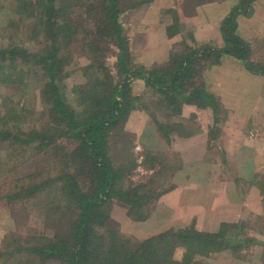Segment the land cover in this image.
Wrapping results in <instances>:
<instances>
[{
    "label": "trees",
    "instance_id": "16d2710c",
    "mask_svg": "<svg viewBox=\"0 0 264 264\" xmlns=\"http://www.w3.org/2000/svg\"><path fill=\"white\" fill-rule=\"evenodd\" d=\"M152 1L12 0L9 7H0L13 24L11 29L17 23L32 22L28 39L38 46L28 50L10 37L8 47L0 49V85L13 89V94L31 97L27 88L29 80H35L45 107L44 126L26 129L21 123L25 107H9L10 97L0 93V107L4 109L0 114V149L9 150V155L17 148L22 153L30 147L37 152L50 150L60 163L54 176L27 173L15 179L12 192L0 194V201L6 200L11 210L18 207L22 212L31 204L35 210L31 215L36 214L41 224L36 233L5 234L0 243V264H211L207 259L212 255L236 249L232 241L239 237L242 242L250 240L243 235L242 220L223 222L217 232L186 226L137 239L122 234L111 216L110 205L115 202L131 220H145L157 199L176 187L172 179L181 168L147 148L139 163L132 150L133 137L118 133L125 129L135 109L149 115L167 144L171 132L181 131L174 123L162 122L148 107L146 90L132 95L131 80L143 79L153 92L151 102L161 107L163 119H170L186 103L223 111L206 92L203 78L204 71L222 55L238 57L256 71L248 60V45L235 33L237 16L251 14L254 0H239L223 20L220 29L225 44L221 48L208 44L191 47L187 43L193 35L183 34L184 25L176 9L179 0H174L173 7L164 10L161 17L170 16L165 28L169 37L184 35L179 48L171 50L165 63L150 67L137 63L125 18ZM207 1L188 0L192 6L186 10H192L186 12L190 15ZM75 49L88 62L79 66L85 82L73 86L68 98L62 93L61 82ZM110 57L119 77L108 66ZM113 133L126 142L124 158L118 165L110 153ZM138 166L152 173L135 183L131 176ZM256 176L250 185L264 195V176L260 174L259 181ZM260 260L264 264V249Z\"/></svg>",
    "mask_w": 264,
    "mask_h": 264
},
{
    "label": "crops",
    "instance_id": "0c3cea01",
    "mask_svg": "<svg viewBox=\"0 0 264 264\" xmlns=\"http://www.w3.org/2000/svg\"><path fill=\"white\" fill-rule=\"evenodd\" d=\"M167 2L173 0L163 1L165 7ZM238 3L239 0H216L197 5V11L200 8L202 11L224 10L216 18H200V22L194 24L190 22L194 19L188 16V22L193 24V38L187 39V43L191 47L203 44L223 47L221 22ZM143 22L146 21L142 20L141 24ZM236 22L235 33L248 45V60L256 71L248 69L240 58L228 54L204 71V88L223 110L220 121L218 112L211 107L187 103L182 105L178 115L163 119L161 107L151 102L153 92L145 81L131 80L132 95H141L146 90L148 107L162 122L174 123L181 130L171 132L167 144L149 115L140 109L131 111L125 123V130L136 137L138 149L170 155L176 158L177 166L181 165L172 179L176 187L157 199L152 213L143 221L129 219L139 239L186 226L217 232L223 222H238L250 212L264 213L261 207L264 195L250 185L255 174L256 180H260L259 169L264 167V65L255 63L259 57L264 59V53H260L264 52V0H254L251 14H239ZM166 26L157 22L149 24L143 32L131 33L129 43L135 48L132 51L139 63L150 67L169 59L173 43L181 41L185 33L169 37ZM138 168L141 170L140 166ZM146 172L150 175L152 170ZM14 224L11 216L0 221V243Z\"/></svg>",
    "mask_w": 264,
    "mask_h": 264
},
{
    "label": "rangeland",
    "instance_id": "374dc122",
    "mask_svg": "<svg viewBox=\"0 0 264 264\" xmlns=\"http://www.w3.org/2000/svg\"><path fill=\"white\" fill-rule=\"evenodd\" d=\"M11 1L12 0H0V7L1 6L9 7ZM163 1L165 0H153L151 4L149 3L150 4L149 7H147V5H144L147 8L144 7L140 11H137L136 14H131L130 16H127L128 18L127 17L125 18L126 29L128 30V37H131V33L133 31H138V32L145 31L146 27L149 24L155 25L157 22H160L164 25H167L170 23V19H169L170 16L168 14H164L163 17L161 16L164 10H166L169 7H173L174 0L173 2H167L166 7ZM210 1H216V0H209L207 2ZM188 6L189 7L192 6L191 4L188 5V0H179L178 8H176L179 14L180 21L181 20L187 21L186 23H183L185 28L184 31L185 34H187L188 32L192 33L193 30L192 25L195 22L199 23L200 18L205 17L206 19L210 20L216 18V16L221 15L224 10L223 8H220L218 9V11H216L215 8H211V9L209 8L208 11H202L203 8H200L201 10L197 11V9L195 10L194 8L193 12L189 15V12H191L192 9L189 10L187 9L189 11L187 13L186 8ZM188 16L194 19L190 21L193 24L188 22ZM142 20H145L146 22H143L141 24ZM8 21L9 19H7L0 10V49L4 47H8L9 42H11L10 37H12L13 40L12 42L16 43V45L23 46L28 50L38 47L35 43H31L28 39V33L31 30L30 25L32 24V22L30 21H25L24 23L20 22L16 24L15 29H11L10 27H12L13 24H11L10 21L9 22ZM179 43L180 41L174 42L173 44L175 45L171 47V50L173 48L178 49ZM260 53H264V52H260ZM169 55H171V52L169 53ZM87 62H88L87 57L84 54L80 53L78 49H75L72 61L70 62V64H68L65 67V72H67V76L61 82L63 85L62 93L64 95H67L68 98H71L72 96L70 94V91L73 86L85 82L82 73L79 70V66L85 65ZM136 62L139 63L138 61ZM107 63L109 68L113 71V74L115 73L116 77H119L117 76L118 69L115 67L114 59L110 57ZM255 63L256 65L257 64L264 65V59L262 58L260 59L259 57L255 61ZM29 81H30V85L27 88L28 89L27 91L30 92L31 97H29V95H26L27 97H29L26 98V101H25L26 96L13 94L14 93L13 89L3 87L2 85H0V93H3V95L6 97H10L7 103L9 107L13 109H19L22 106L25 107L24 110L25 116L24 119L21 121V123L26 129L29 127L33 128L34 125H36L35 126L36 128H41L42 126H44V122H45V118L42 116L45 107L41 102L38 82H36L35 80H29ZM1 99L2 97H0V101H2ZM17 102H18V106L16 105ZM3 111L4 109L0 107V114ZM217 116H219L218 120L220 121L223 118L224 114L218 112ZM122 132L130 133L125 129L122 131H118V133H122ZM130 135L131 137H133V142H134L132 143L133 154L135 155V157H137V161L140 163V159H142L143 156L142 154L144 150L143 148L138 149V147H136L137 146L135 143L136 137L132 133H130ZM111 137L112 138L110 144L111 145L110 153L114 163L118 165V163H120V161L124 158L123 150L126 147V142H124L123 137L115 136L114 133L112 134ZM8 153L9 150L0 149V194L12 192L11 187L15 179L18 177H22L27 173L39 172L47 176H54L60 164L58 162L59 158L56 157L55 153L50 150L37 152L35 150V147L33 148L30 147V148H26L23 153L21 150H18V148L15 152L11 153V155H9ZM165 156L167 157L168 161L174 162L175 160V162H177L176 158H171L170 155H165ZM165 156L163 157L165 158ZM13 167L15 170H12ZM138 167L135 169L133 175L131 176V180L135 183L144 181L149 176V174L146 172V170L143 167L140 166L141 170ZM259 171L260 174L264 176V167H261ZM5 201L4 200L0 201V221L3 222L5 218L8 219L9 216H11L13 222L15 223L13 230L7 231V233L16 232L17 234L20 233L24 235L29 233H36L41 230L39 217L36 214L35 216L31 215L33 211H35L34 207L31 206V204L29 205V207H27V210L21 212L19 211L18 207H15L14 210L9 209L6 206ZM261 207L264 208V205H262ZM110 210H111L110 211L111 216L119 223V231L124 235L127 236L131 235L134 238L139 239V237H137L136 235L137 233L133 231V225L132 223H130L129 220L130 218H128L125 215L126 210L122 206L116 204L115 202L111 203ZM6 214L7 217H5ZM242 221L244 225V230H242L244 232L243 235L244 237H248V239L250 240H246L245 242L244 241L242 242V238L239 237V240L236 239L232 241V246H235L236 249L229 248L226 249L225 251L216 253L211 257H209L207 261H209L211 264H261L260 256L261 253H263V249H264V213L263 215L260 214L258 215V212H253V213L250 212V215L245 214V217ZM52 233L53 232H51V234ZM249 241H254V242L249 243ZM48 264H53V263L49 262Z\"/></svg>",
    "mask_w": 264,
    "mask_h": 264
}]
</instances>
